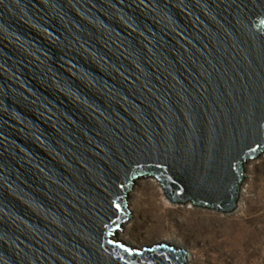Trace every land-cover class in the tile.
I'll use <instances>...</instances> for the list:
<instances>
[{
	"label": "water",
	"instance_id": "95a60500",
	"mask_svg": "<svg viewBox=\"0 0 264 264\" xmlns=\"http://www.w3.org/2000/svg\"><path fill=\"white\" fill-rule=\"evenodd\" d=\"M263 152L264 0H0V264H183L134 180L228 214Z\"/></svg>",
	"mask_w": 264,
	"mask_h": 264
},
{
	"label": "rangeland",
	"instance_id": "374dc122",
	"mask_svg": "<svg viewBox=\"0 0 264 264\" xmlns=\"http://www.w3.org/2000/svg\"><path fill=\"white\" fill-rule=\"evenodd\" d=\"M243 171L228 214L173 203L154 177L135 179L126 195L129 222L115 238L138 249L158 243L183 249V264H264V152Z\"/></svg>",
	"mask_w": 264,
	"mask_h": 264
},
{
	"label": "bare ground",
	"instance_id": "6f19581e",
	"mask_svg": "<svg viewBox=\"0 0 264 264\" xmlns=\"http://www.w3.org/2000/svg\"><path fill=\"white\" fill-rule=\"evenodd\" d=\"M243 172H244V171H243ZM127 194H128V192H127ZM127 194H126V195H127ZM128 196H129V195H128ZM126 197H127V196H126ZM126 199H127V198H126ZM236 204H237V203H236ZM126 206H127V205H126ZM127 209H128V207H127ZM128 210H129V209H128ZM128 222H129V221H128ZM128 222L125 221L123 224H121L120 228H121L123 225H126V223H128ZM118 230H119V229H118ZM118 230H117V231H118ZM117 231H116V233L114 234V238L116 237V235H117V236L119 235V232H117ZM116 239H118V238H116ZM119 240H120V239H119ZM182 250H183V249H182ZM186 258H188V257H186ZM186 260H187V259H185V261H186ZM187 261H188V260H187Z\"/></svg>",
	"mask_w": 264,
	"mask_h": 264
}]
</instances>
